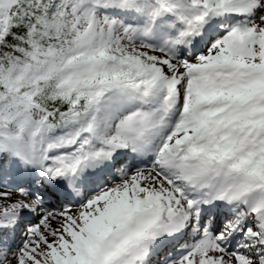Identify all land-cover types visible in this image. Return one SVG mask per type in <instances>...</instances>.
Returning <instances> with one entry per match:
<instances>
[{
    "label": "rangeland",
    "instance_id": "rangeland-1",
    "mask_svg": "<svg viewBox=\"0 0 264 264\" xmlns=\"http://www.w3.org/2000/svg\"><path fill=\"white\" fill-rule=\"evenodd\" d=\"M107 1L110 3L116 2L114 0ZM212 1L217 2L218 0ZM11 2L12 0L0 1V32L3 31L5 27L8 8ZM75 2L76 0H68V4L64 6V11L75 28L78 31H88L91 34V38L88 44H82L75 49V54L78 56L82 55L84 60L86 59V63H83L81 67L66 66L58 70L57 90L60 93L67 96L71 93L72 87L80 85L83 75L88 72L89 67L93 63V55L104 46H111L107 54V60L110 63L117 64L126 76L124 82L128 84V86L125 89L133 87L136 90L145 91V87L148 86L151 79V77L144 75V70L147 67L153 71L154 77L161 82L167 81L171 83L174 78L180 80L185 78L181 70L177 71V60L157 49L142 45L135 38L126 33L123 28H120L118 24L114 25L111 21L98 17L92 26L88 20V14L86 15L81 10H78L73 4ZM146 2H150L151 4L166 3L171 6V4L165 0H146ZM260 49L259 41H254L252 46L254 61L263 63L264 58L262 54L257 55V51ZM115 90H106L101 94L102 96H100L95 104L91 106L74 108L65 112L56 123L50 124L52 127V135L56 134L61 136L67 134L68 137H65V140H67V138L73 134V131L77 132L78 127L83 126V130L90 129V132H93L92 134H98L100 140H103V138L124 140L127 130V122L124 119L127 115L125 111L115 110L114 107H105L104 118L98 121L95 117L97 109L105 102V96ZM154 91L153 95L155 96L158 90L155 89ZM162 92L163 91H161L160 94H162ZM183 95H187L186 89H183ZM112 100L116 102L117 98ZM25 115L26 114L18 115L16 117V122L20 130L23 131L21 144L27 142V135L30 129V124L28 121L26 122ZM42 125L45 127L47 124L43 122ZM217 129L218 127L214 129L215 133L212 136L211 143L206 144L204 149V152H208V154H206L208 157L205 156L207 162L212 163V159H214L215 155L214 153L216 152L219 155L215 159L217 166L224 165L225 168L230 171L235 169L243 170L246 172L248 178L252 179L251 181L260 179V171L251 164L252 160L257 159L254 158L255 151L253 148L251 146H246L247 142L243 136L246 134L243 133L242 137L232 135L227 144L222 146L220 141L222 135H219L218 132L220 129ZM0 130L4 131L5 128L1 126ZM220 134H223V132ZM259 147V150L263 149L262 145ZM261 153L264 155L263 150H261ZM164 186L165 182H163L162 178L152 171L129 175L126 182L116 187L114 191L115 199L108 197V199L97 204L74 207L75 210L63 213L62 217L56 219L58 226L55 227V231L59 234L65 233L69 243L62 242V239L59 238L60 236L58 237L55 235V231L54 235L48 231V235L51 239L43 238L45 228L41 227L40 232L37 233V231H35L30 238V242L36 243V247L27 250L29 252L27 257H24V254H19L14 257L15 253H13L6 259H0V264H37L31 259L33 256L44 259L50 264H55L51 257L55 254L61 257L67 264H91L90 256L96 257V252H94L91 244L98 245V240H102L104 236L111 233L109 224L111 221L112 223L116 222V224L119 222L118 215L120 214V206L125 207L126 202H129L133 195H139L145 197L143 200L144 205L150 202L153 204V207H156L157 193H162ZM124 190H128V193L126 194ZM16 198H18V200L21 199L19 195H17ZM134 198L138 201V197ZM8 202H10V204L8 203L7 205L6 203L3 204L4 206L0 205V223L9 220V218L13 216L12 203L15 204L18 201L16 200L15 202L9 199ZM48 220L53 224L55 219L49 217ZM64 220H67V222L83 230L84 236L74 234V230L64 225ZM119 226L124 229L123 225L120 224ZM137 229L139 228L137 227L135 230L130 231V234L137 236ZM78 240L81 241L79 242ZM90 241L91 244H89ZM113 260H115V258ZM112 261H109L107 264H110ZM186 263L187 262L182 264Z\"/></svg>",
    "mask_w": 264,
    "mask_h": 264
},
{
    "label": "trees",
    "instance_id": "trees-1",
    "mask_svg": "<svg viewBox=\"0 0 264 264\" xmlns=\"http://www.w3.org/2000/svg\"><path fill=\"white\" fill-rule=\"evenodd\" d=\"M58 1L17 0L12 7L0 36V122L10 120L8 115L19 110L20 100L48 114L81 102L74 95L57 93L49 70L77 41L72 27L55 12Z\"/></svg>",
    "mask_w": 264,
    "mask_h": 264
},
{
    "label": "bare ground",
    "instance_id": "bare-ground-1",
    "mask_svg": "<svg viewBox=\"0 0 264 264\" xmlns=\"http://www.w3.org/2000/svg\"><path fill=\"white\" fill-rule=\"evenodd\" d=\"M171 2L174 5L177 6H182L185 10V12L189 15H193L196 12H199V8L198 7H192L190 5H187L183 0H171ZM264 16V15H263ZM263 16H261L260 18L262 19ZM144 73H147V76H151L153 75V71L147 67L144 70ZM143 96L145 98H150V94H143ZM103 106H109V103H103ZM101 109V108H100ZM98 119H102L103 118V112L102 110L98 111ZM185 139V138H184ZM85 142L90 143L89 139H84ZM62 147H67V143H64L61 145ZM57 148H54V150H56ZM65 148H63L60 151H56L54 153L53 156L49 157V160L47 161L46 165L47 167H49L50 169H53V167L57 166V165H68L71 161H73L74 159V154L72 153L71 150L66 151L64 150ZM188 149V150H187ZM193 150H196L195 146H187L185 148L182 149V160L187 159L189 157V155H191L193 153ZM173 151L172 147H169V149H167L165 151V154L169 155L171 152ZM181 160V164L184 166L185 171L188 174H193L195 179H199L202 180L203 178H206V176L208 175L209 172H211V170H208L207 165L206 166H201L200 163H193L191 164L190 167L189 163L190 161H186L182 162ZM175 176V175H174ZM250 182H246V184H248ZM164 194V196H162L160 198V203L162 204V208H161V213L157 216V217H153L155 223H161V225L164 223V221L167 220L168 218V213H169V209H168V204L171 203L173 206V213H182V214H188L189 213V209L187 207H185L183 205L182 199L181 197H177L172 190H170L167 186H165L164 188V192L162 193ZM15 194H7L5 192L0 191V205L4 206L3 204L8 205V200L14 198ZM5 205V206H7ZM59 219L57 216L53 222V224H45V233H44V237L47 239H51V237L48 235V231H50V233L52 235H54V231L56 230V226H58V223L56 222ZM55 235H57V231H55ZM212 246V245H211ZM208 246V247H211ZM16 257V255H15ZM235 261V260H234ZM189 264H236L235 262H233L232 258L230 255H224L223 253L219 252L218 249L215 248H207L204 252H200V254H197L195 256V258H193L191 260V262Z\"/></svg>",
    "mask_w": 264,
    "mask_h": 264
}]
</instances>
